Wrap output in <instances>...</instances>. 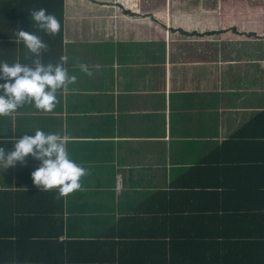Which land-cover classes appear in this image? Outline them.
<instances>
[{"label":"crops","instance_id":"1","mask_svg":"<svg viewBox=\"0 0 264 264\" xmlns=\"http://www.w3.org/2000/svg\"><path fill=\"white\" fill-rule=\"evenodd\" d=\"M39 8L61 25L60 37L45 41L42 62L68 57L65 67L78 81L58 90L51 112L26 104L0 117V147L14 150L37 129L67 136L69 158L88 175L83 190L39 204L22 193H58L33 184L40 161L0 166L13 221L54 210L59 241L95 238L103 224L136 215L145 197L167 189L182 167L196 165L264 108V0H0V61L29 62L16 30L43 40L31 26L30 10ZM197 142L209 148L198 152Z\"/></svg>","mask_w":264,"mask_h":264},{"label":"trees","instance_id":"2","mask_svg":"<svg viewBox=\"0 0 264 264\" xmlns=\"http://www.w3.org/2000/svg\"><path fill=\"white\" fill-rule=\"evenodd\" d=\"M60 33L43 32V40ZM212 145L167 189L145 197L136 215L103 224L91 239L59 241L63 226L54 210L13 221L12 205L1 213L13 194L0 191V264H264V108ZM49 195L62 202L57 192L22 193V199L40 204ZM31 225L39 226L29 234L24 229Z\"/></svg>","mask_w":264,"mask_h":264},{"label":"clouds","instance_id":"3","mask_svg":"<svg viewBox=\"0 0 264 264\" xmlns=\"http://www.w3.org/2000/svg\"><path fill=\"white\" fill-rule=\"evenodd\" d=\"M32 24L46 35L55 36L61 28L54 14L46 9H31ZM16 36L26 48L25 59L28 63H9L0 61V117L10 116L26 104L37 110L51 112L57 105L58 90L76 84L78 77L70 75L65 64L68 57H61L57 63H43L41 54L47 52L49 45L31 31L16 30ZM81 73L92 75L89 66L78 63ZM68 137L57 133H45L37 129L34 135H23L14 143V150L0 147V166L3 169L24 163L31 156L40 161V166L31 172L32 182L40 191L58 189V198L81 191V179L88 175L82 165L69 158Z\"/></svg>","mask_w":264,"mask_h":264},{"label":"built area","instance_id":"4","mask_svg":"<svg viewBox=\"0 0 264 264\" xmlns=\"http://www.w3.org/2000/svg\"><path fill=\"white\" fill-rule=\"evenodd\" d=\"M115 189H116L117 193H119L122 190V177H121V175H118L116 178Z\"/></svg>","mask_w":264,"mask_h":264}]
</instances>
